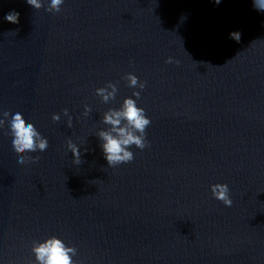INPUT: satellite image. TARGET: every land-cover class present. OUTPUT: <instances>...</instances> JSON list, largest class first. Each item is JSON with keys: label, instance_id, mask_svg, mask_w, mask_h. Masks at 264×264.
<instances>
[{"label": "clouds", "instance_id": "obj_1", "mask_svg": "<svg viewBox=\"0 0 264 264\" xmlns=\"http://www.w3.org/2000/svg\"><path fill=\"white\" fill-rule=\"evenodd\" d=\"M27 4L39 10L42 8V0H26ZM218 5L221 0H215ZM64 0H50V5L47 9L49 12H59L61 10ZM253 7L260 12H264V0H253ZM20 13L15 10L10 11L4 19L13 24H19ZM231 39L240 41L241 33L233 31L229 33ZM171 63V58L168 60ZM130 87H139L141 90L145 87L144 83L139 82L138 77L132 73L125 76ZM118 89L116 84L109 82L105 87L96 89V94L100 96L103 102L107 103L115 99ZM133 98H125L120 108H110L103 115V123L109 125L107 130L98 132V137L101 141V148L105 158L110 167L131 162L134 159V154L129 149L134 145L136 148L143 150L146 145V129L151 124V120L147 117L145 110L137 106V99L140 97V92H133ZM84 115H88L91 109L85 105ZM63 114L68 116V126L71 127L72 118L68 114V110L64 109ZM3 119H0V128L5 126L7 121L12 136V147L18 155V163L23 165L28 162L25 159L27 154L45 152L48 150L49 142L41 135L34 124L26 121L24 116L17 112L11 115L3 112ZM52 119L54 121L60 120L59 114H54ZM68 148L70 149L75 163L79 164L81 153L79 148L68 141ZM28 159H34L28 157ZM229 187L227 184L216 183L211 185V192L215 199L223 202L225 206L230 207L232 200L229 196ZM32 252L35 255L36 264H75L73 256L76 255V248L67 246L65 242L51 236L42 242H34Z\"/></svg>", "mask_w": 264, "mask_h": 264}]
</instances>
